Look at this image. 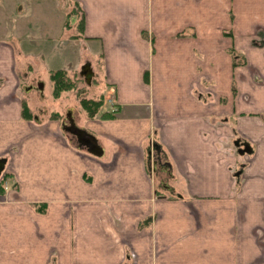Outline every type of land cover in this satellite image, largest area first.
Segmentation results:
<instances>
[{"label": "crops", "instance_id": "1", "mask_svg": "<svg viewBox=\"0 0 264 264\" xmlns=\"http://www.w3.org/2000/svg\"><path fill=\"white\" fill-rule=\"evenodd\" d=\"M259 2L0 0V264H264ZM58 69L103 88L95 116L24 117Z\"/></svg>", "mask_w": 264, "mask_h": 264}, {"label": "rangeland", "instance_id": "2", "mask_svg": "<svg viewBox=\"0 0 264 264\" xmlns=\"http://www.w3.org/2000/svg\"><path fill=\"white\" fill-rule=\"evenodd\" d=\"M66 4L68 2V0H65ZM62 3L64 4V0H62ZM58 4H59V0H58ZM249 7H255V10L257 12H262L264 11V4L263 2H259L257 3V5H252V6H249ZM60 8V6H59ZM64 7H61V9H63ZM6 17L9 16V13H6L4 14ZM25 19H28L27 17H25ZM54 21V25L52 24V26H50L51 29H55V33L57 31H59L60 27L59 26V22H60V15L57 14V16L55 17V20ZM55 25L57 26V28H55ZM57 29V30H56ZM50 32V31H49ZM22 33V31L18 32L17 34H20ZM45 34V33H44ZM70 36H72V32H70ZM76 34V31L73 32V35L75 36ZM47 35V33H46ZM260 36V34H259ZM263 36V35H262ZM27 39L34 43L36 48H37V51L40 50L41 46L38 44L37 42V39L35 37L33 38H28ZM260 41V40H259ZM14 45H17V50L18 49H22L23 51H27L28 49L25 48L24 46H19L18 42H16L14 40ZM68 44L70 45H67V46H60L62 47L63 49L66 47V48H70L74 51V54L77 56L76 54V47L72 44V42H69ZM18 46L20 48H18ZM34 47H30V49L32 50ZM56 50L55 51H51V56L53 57L54 54H55ZM232 52L234 53V61L237 62V64H241L244 66V64L247 63L248 59V55H244L243 53H240L238 51V48H233ZM38 52H35V56H36V60H38V63H39V69H40V75H41V72L44 71L45 69V66L47 65H42V62H41V59L37 56ZM57 54H59V51H57ZM75 56V57H76ZM54 65V64H52ZM251 76L253 78V80L250 82V84L253 85V90L248 92L246 94V100L247 102L249 103H252V104H258L257 102V98H258V95L260 94V92L262 90H264V71H259L257 70L256 68L255 69H251ZM37 72H30V76L28 77V80L31 79V77H38L37 76ZM73 75L70 76L71 79H73V82H74V86L71 88V89H68V90H64V91H61L60 95L59 96H54L53 95V92H52V80L51 78L48 79V77H46V75L44 76V81H45V84H44V90H42V92H44V94H42L41 96H33L31 97V100L32 98L35 99V101L32 103V105L34 107H40L43 112H33L34 110H31V113L33 114H39L38 116L45 121H47L48 119H51V118H62L64 116V114L66 113L67 110H69V112L71 111V113H73L74 115V118L76 117V120H77V117H78V114L81 112V114H84L82 113L83 111L87 113V111L84 109V106L81 104V98H93V99H96L93 95L94 93H92L91 91H93L92 89V86L93 84L94 85V88H98L100 89V91L102 92L103 91V88L101 86H98L97 87V84L95 82H91V79L88 75L86 74H83L81 73L80 74V71L79 72H73L72 73ZM235 83V82H234ZM90 85V87H89ZM235 86V84H234ZM96 96V95H95ZM252 96H256L255 98L252 99ZM227 98L226 101H224V98ZM264 92H262V95L259 96V104H264ZM233 98V96H225L223 95L222 96V100L223 102L225 103H229V101ZM230 105V104H229ZM71 108V109H69ZM77 110H79L80 112H78ZM83 110V111H82ZM29 113V112H28ZM261 114V113H260ZM66 116V115H65ZM261 116H263L264 118V113L261 114ZM65 118V117H64ZM64 123H67V118L64 119ZM234 138L238 137V136H246L245 134L241 133V132H235L234 133ZM74 136V142L76 143L77 142V138L75 135ZM234 140V139H233ZM231 146L233 149L237 150V151H240L239 149L236 148V143H231ZM240 148V147H239ZM154 157V156H153ZM157 161L159 160H155V162L152 160L148 163V168H149V165L151 163V166H153V168L156 167L157 170H159L160 168V164L157 163ZM11 178V175L9 177V173L6 174L5 176V179H10ZM4 184L3 180H2V185ZM10 184L6 181L5 182V186L8 188L10 187L9 186ZM134 264V263H133Z\"/></svg>", "mask_w": 264, "mask_h": 264}, {"label": "trees", "instance_id": "3", "mask_svg": "<svg viewBox=\"0 0 264 264\" xmlns=\"http://www.w3.org/2000/svg\"><path fill=\"white\" fill-rule=\"evenodd\" d=\"M77 7L78 4L76 5ZM75 6V7H76ZM77 7L74 9L75 12L79 11ZM69 24V23H67ZM65 25V24H64ZM77 28L80 31L84 30V19L83 17H80V20L78 21ZM237 64V62H234ZM73 74H69L67 71L63 69H58L54 71H50V78L52 80V92L54 96H59L61 91L71 89L74 86L73 79L70 78V76ZM103 98H81V104L84 106V109L87 111V115L90 117L95 116L99 111L101 106L103 105ZM28 106L27 103H24V117H28ZM3 187H0V191L2 192Z\"/></svg>", "mask_w": 264, "mask_h": 264}, {"label": "flooded vegetation", "instance_id": "4", "mask_svg": "<svg viewBox=\"0 0 264 264\" xmlns=\"http://www.w3.org/2000/svg\"><path fill=\"white\" fill-rule=\"evenodd\" d=\"M41 85H42V82H40V83H34V84H31V85H29V86H27L28 87V89H27V87H26V89L28 90V91H30V90H36V91H40L41 90ZM28 112H29V116H32V114L30 113L31 112V109L29 108V110H28ZM0 159H5L6 161H5V164H4V168H3V170L1 171V173L0 174H3L4 172V174H3V176L0 178V187H3V185H2V180H3V182H4V180H5V176H6V174L8 173V171L6 170V165H7V161H8V156H7V154H5V156L4 157H1Z\"/></svg>", "mask_w": 264, "mask_h": 264}, {"label": "water", "instance_id": "5", "mask_svg": "<svg viewBox=\"0 0 264 264\" xmlns=\"http://www.w3.org/2000/svg\"><path fill=\"white\" fill-rule=\"evenodd\" d=\"M245 151H251V148L248 146V145H246V149H241V152H245ZM5 159H0V173H1V171L3 170V168H4V164H5Z\"/></svg>", "mask_w": 264, "mask_h": 264}]
</instances>
